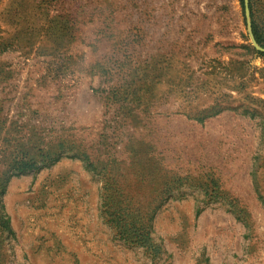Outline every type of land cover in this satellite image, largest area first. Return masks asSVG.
Returning <instances> with one entry per match:
<instances>
[{"label": "rangeland", "instance_id": "374dc122", "mask_svg": "<svg viewBox=\"0 0 264 264\" xmlns=\"http://www.w3.org/2000/svg\"><path fill=\"white\" fill-rule=\"evenodd\" d=\"M0 264H264V0H0Z\"/></svg>", "mask_w": 264, "mask_h": 264}, {"label": "trees", "instance_id": "16d2710c", "mask_svg": "<svg viewBox=\"0 0 264 264\" xmlns=\"http://www.w3.org/2000/svg\"><path fill=\"white\" fill-rule=\"evenodd\" d=\"M250 8H252V4L251 3H250ZM254 36H255L256 40L261 43V40L259 39V37L257 35V32L255 30H254Z\"/></svg>", "mask_w": 264, "mask_h": 264}]
</instances>
